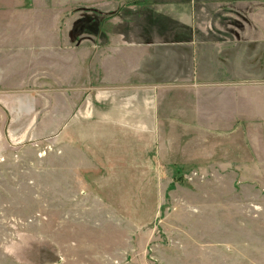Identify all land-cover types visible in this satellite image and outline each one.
Masks as SVG:
<instances>
[{
  "label": "crops",
  "instance_id": "0c3cea01",
  "mask_svg": "<svg viewBox=\"0 0 264 264\" xmlns=\"http://www.w3.org/2000/svg\"><path fill=\"white\" fill-rule=\"evenodd\" d=\"M39 1L0 0V67L12 68L0 70V96L23 89L50 107L64 97L52 129L65 131L67 154L94 155L109 172L144 163L145 178L170 167L234 177L249 162L247 132L264 131V93L247 91L264 84V0H60L80 3L81 23L95 8V29L60 26L64 14Z\"/></svg>",
  "mask_w": 264,
  "mask_h": 264
},
{
  "label": "rangeland",
  "instance_id": "374dc122",
  "mask_svg": "<svg viewBox=\"0 0 264 264\" xmlns=\"http://www.w3.org/2000/svg\"><path fill=\"white\" fill-rule=\"evenodd\" d=\"M39 2L64 14L60 26L101 24L95 8L81 23L79 2ZM10 89L0 96V264H264V131L247 132L259 156L251 147L234 177L170 167L167 178H145L144 163L109 172L94 155L67 154L65 131L52 129L64 123V97L50 107ZM247 91L264 93V84ZM90 94L87 122H95Z\"/></svg>",
  "mask_w": 264,
  "mask_h": 264
}]
</instances>
